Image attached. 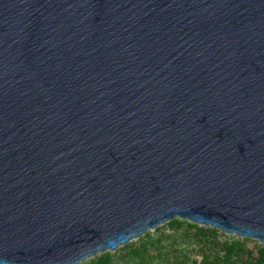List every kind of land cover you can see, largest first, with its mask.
<instances>
[{
	"label": "water",
	"instance_id": "obj_1",
	"mask_svg": "<svg viewBox=\"0 0 264 264\" xmlns=\"http://www.w3.org/2000/svg\"><path fill=\"white\" fill-rule=\"evenodd\" d=\"M176 217L264 243V0H0V264Z\"/></svg>",
	"mask_w": 264,
	"mask_h": 264
},
{
	"label": "trees",
	"instance_id": "obj_2",
	"mask_svg": "<svg viewBox=\"0 0 264 264\" xmlns=\"http://www.w3.org/2000/svg\"><path fill=\"white\" fill-rule=\"evenodd\" d=\"M198 231L204 235L201 259L191 262L179 259L174 264H264V243L177 217L158 226L155 232L149 230L137 241H130L115 251L107 250L80 264H173L168 256L170 243L181 240L183 250L189 245L200 247L193 240Z\"/></svg>",
	"mask_w": 264,
	"mask_h": 264
},
{
	"label": "rangeland",
	"instance_id": "obj_3",
	"mask_svg": "<svg viewBox=\"0 0 264 264\" xmlns=\"http://www.w3.org/2000/svg\"><path fill=\"white\" fill-rule=\"evenodd\" d=\"M151 231L155 232L156 229L151 230ZM227 234H229V233H227ZM202 236L204 238V235H202L200 231L196 232L193 235V240L198 242V243H200V247L199 246L189 245L188 246L189 248H187L186 250H183L182 247H180V244H181L180 241L181 240H178L176 242L172 241L170 243L169 248H168L169 249L168 250L169 251V255L168 256L172 260V263L174 264V262L178 261L179 259H184V260H187L188 262H191L192 260H200L201 259V250H202V248H201L202 246L201 245L203 244V240H204V239H202ZM198 239H201V240H198ZM137 240L138 239L133 240V241H137ZM171 240H173V239H171ZM255 240H257V239H255ZM122 246H120V247H122ZM120 247H118L117 249H119ZM117 249H115V250H117ZM115 250H113V251H115Z\"/></svg>",
	"mask_w": 264,
	"mask_h": 264
}]
</instances>
